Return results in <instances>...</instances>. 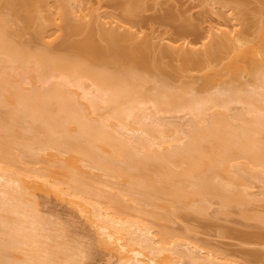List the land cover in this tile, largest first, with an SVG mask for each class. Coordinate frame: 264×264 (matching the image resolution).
Here are the masks:
<instances>
[{"label": "bare ground", "instance_id": "obj_1", "mask_svg": "<svg viewBox=\"0 0 264 264\" xmlns=\"http://www.w3.org/2000/svg\"><path fill=\"white\" fill-rule=\"evenodd\" d=\"M86 4L0 0V264L262 261L186 223L236 212L264 226V0H216L196 42L187 28L160 38L166 62L136 41L145 0L101 20Z\"/></svg>", "mask_w": 264, "mask_h": 264}, {"label": "rangeland", "instance_id": "obj_2", "mask_svg": "<svg viewBox=\"0 0 264 264\" xmlns=\"http://www.w3.org/2000/svg\"><path fill=\"white\" fill-rule=\"evenodd\" d=\"M86 1H87L86 5L89 7L90 11L100 20L104 15H112L113 17H118V18H121L124 15L121 7L118 4L119 0H86ZM215 1L216 0H145V5L137 10L138 16L135 15V18L131 16L135 20L134 22L136 23L137 27H139L142 31L141 37L138 38L136 41L144 42L145 40L146 41L148 40L150 44L152 43L153 47H151L150 49L151 50L150 54H152V56H156L158 60H159L158 57L161 55V52L166 48L164 42L159 43L161 42L160 38L161 37H167L171 39L178 38L179 34H181V33L178 34V32L181 31L179 28L182 29L187 28L188 30H190V32L187 30L189 32L188 35L184 33V37L193 42H196L199 39V34H202L206 31L207 24L211 22L216 23L217 21H215V19L219 18L218 17L219 14H217L218 12H216L217 9L213 8V6L215 5ZM219 1L226 5H233L239 0H219ZM256 4L257 3L253 1L252 3H249L244 7L252 8ZM72 21L76 22L77 21L76 17H74ZM97 24H99V22ZM97 24L95 26H97ZM87 29L88 27H84V30L82 32L80 31V33L78 34L75 33L70 37L67 36L69 38L66 39L71 41L82 40V38H85L84 36H86V34L88 33ZM24 37L28 40H31V43H29L32 44L31 46L36 47L38 45L39 47V44L41 45V43L38 42L39 40L36 39V37L34 36V33H33V37L35 39L32 38V35L29 34V32H27V34H25ZM65 41L66 40L65 38H63L62 35L61 37L54 40L52 45L53 47L58 48V50L64 51L65 49L67 50L64 43ZM62 46L63 48H61ZM154 60H156L155 57ZM162 60L166 62L167 58L163 59L162 57ZM256 183L258 185H264L263 182H256ZM255 205L259 208V210L264 209V206H262L264 205V202H258ZM214 208L215 207H212L211 210L212 209L214 210ZM258 208L256 210H258ZM262 211L263 210H261L260 212L262 213ZM206 218L203 219L204 222L203 220L200 221L202 218H197V219H191L186 223V225L189 226L192 225L193 227H195L197 229V232L199 231L198 236L201 242L203 243V245H206V247L209 248L215 247L220 252L228 254L229 257L240 260L248 257L249 254L247 253L250 251L251 252L260 251L264 253V243L262 244L243 243L242 239L237 235H235L234 232L232 231L234 230L236 232H243V233L261 232L264 234V226L260 224L261 222L258 223L259 221H255V220L245 221V219L236 212L232 213L229 216H222L219 219H216L215 217L213 218L209 217L211 219L209 220V218L208 219ZM212 219L213 220L216 219L217 221L214 220L215 221L214 222L212 221ZM179 226L180 224H175V227L181 232L182 229ZM224 232L227 233L226 236L224 235L225 234ZM228 233H232L233 235H228ZM256 264H264V258H262V261L256 262Z\"/></svg>", "mask_w": 264, "mask_h": 264}]
</instances>
